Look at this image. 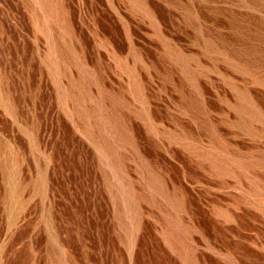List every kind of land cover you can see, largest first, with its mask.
<instances>
[{"label": "rangeland", "instance_id": "374dc122", "mask_svg": "<svg viewBox=\"0 0 264 264\" xmlns=\"http://www.w3.org/2000/svg\"><path fill=\"white\" fill-rule=\"evenodd\" d=\"M0 264H264V0H0Z\"/></svg>", "mask_w": 264, "mask_h": 264}]
</instances>
